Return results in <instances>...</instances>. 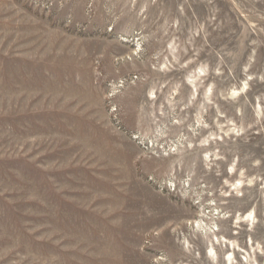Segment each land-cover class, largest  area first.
Here are the masks:
<instances>
[{
	"label": "rangeland",
	"instance_id": "obj_1",
	"mask_svg": "<svg viewBox=\"0 0 264 264\" xmlns=\"http://www.w3.org/2000/svg\"><path fill=\"white\" fill-rule=\"evenodd\" d=\"M0 264H264V0H0Z\"/></svg>",
	"mask_w": 264,
	"mask_h": 264
},
{
	"label": "bare ground",
	"instance_id": "obj_2",
	"mask_svg": "<svg viewBox=\"0 0 264 264\" xmlns=\"http://www.w3.org/2000/svg\"><path fill=\"white\" fill-rule=\"evenodd\" d=\"M213 251H214L213 249H210V253H211V254L213 253ZM231 258H232V257L229 256L227 259H228V260H232Z\"/></svg>",
	"mask_w": 264,
	"mask_h": 264
}]
</instances>
